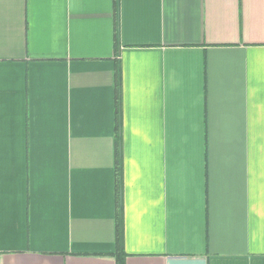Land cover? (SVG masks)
Wrapping results in <instances>:
<instances>
[{"label": "crops", "instance_id": "0c3cea01", "mask_svg": "<svg viewBox=\"0 0 264 264\" xmlns=\"http://www.w3.org/2000/svg\"><path fill=\"white\" fill-rule=\"evenodd\" d=\"M118 60L126 264H264V0H0V264H117Z\"/></svg>", "mask_w": 264, "mask_h": 264}, {"label": "trees", "instance_id": "16d2710c", "mask_svg": "<svg viewBox=\"0 0 264 264\" xmlns=\"http://www.w3.org/2000/svg\"><path fill=\"white\" fill-rule=\"evenodd\" d=\"M119 34L116 30V41ZM122 76L119 60L117 61V136L116 144V191H117V213H116V252L117 264H126L127 254L124 248V206H123V154H122V110H121Z\"/></svg>", "mask_w": 264, "mask_h": 264}]
</instances>
